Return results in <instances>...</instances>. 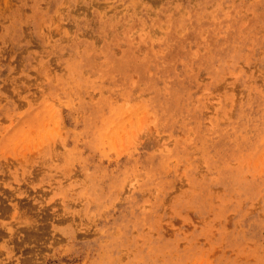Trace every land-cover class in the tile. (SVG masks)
<instances>
[{"label": "rangeland", "instance_id": "obj_1", "mask_svg": "<svg viewBox=\"0 0 264 264\" xmlns=\"http://www.w3.org/2000/svg\"><path fill=\"white\" fill-rule=\"evenodd\" d=\"M0 264H264V0H0Z\"/></svg>", "mask_w": 264, "mask_h": 264}]
</instances>
